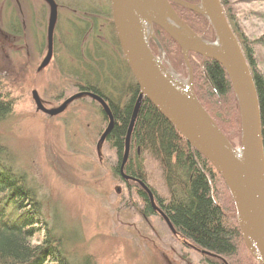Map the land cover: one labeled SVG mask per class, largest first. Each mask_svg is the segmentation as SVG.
<instances>
[{
    "label": "rangeland",
    "instance_id": "rangeland-1",
    "mask_svg": "<svg viewBox=\"0 0 264 264\" xmlns=\"http://www.w3.org/2000/svg\"><path fill=\"white\" fill-rule=\"evenodd\" d=\"M53 1L52 56L41 67L47 53L48 4L0 0V85L12 104L0 121V143L7 153L4 161L35 190L47 225L62 234L69 258L89 256L95 264H207L206 255L173 234L156 212H145L137 182L124 181L114 172L116 149L106 140L98 144L108 120L97 101L83 95L54 116L37 110L32 91L46 109L59 107L85 85L83 69L92 65L93 57L95 64H106V59L112 63L111 74L104 66V80L109 81L98 83L110 98L123 101L124 95L118 94L131 83L112 36L108 0ZM223 1L230 24L251 51L255 71L264 77V0ZM155 38L157 57L185 79L187 73L178 67L175 50L171 49L172 60L167 59L161 39ZM224 116L222 124L236 145L232 113ZM133 153L131 148L130 161H136L135 167L141 162L147 187L165 199L168 194L158 162L146 153H138L136 159ZM218 190L220 205L233 221L229 200L222 187ZM40 238L41 234L36 235L32 242ZM238 257L244 260L241 254Z\"/></svg>",
    "mask_w": 264,
    "mask_h": 264
},
{
    "label": "trees",
    "instance_id": "trees-1",
    "mask_svg": "<svg viewBox=\"0 0 264 264\" xmlns=\"http://www.w3.org/2000/svg\"><path fill=\"white\" fill-rule=\"evenodd\" d=\"M184 1L199 2V0ZM220 3L224 7V1L220 0ZM171 6L181 20L197 35L208 41L214 40V31L204 17L178 4L171 3ZM107 13L114 42L121 54L122 68L129 75L131 83L126 84L124 91L118 94V97L124 95L122 96L123 101L110 98L99 89L98 83L101 80L109 81L104 78L107 72L109 74L113 72L112 63L106 59V64L104 62L95 64L93 60L96 58L92 56L93 67L92 65L84 67L81 79L85 85L80 86L79 91H90L103 97L110 108L113 127L105 140L109 141L116 149L118 162L114 167V172L119 174L124 139L138 94V86L119 47L110 5ZM90 14V18H94L93 13ZM225 15L228 20L229 16L226 12ZM228 22L242 47L243 55L255 83L264 148V77L255 71L251 51L247 48L245 41L240 39L229 20ZM153 31L154 35L161 39L162 46L166 50V58L171 59L170 53L173 48L176 52L174 55L176 54L177 65L186 74L187 69L177 43L155 25H153ZM152 42L151 40V51L155 56H158ZM188 60L192 69L193 88L197 99L229 142L234 147L238 146L240 116L226 72L216 61L192 52L189 53ZM174 65L176 66L175 63ZM104 66H106L107 72L104 70ZM93 81L96 85L88 84ZM11 109L12 104L3 95L0 85V121L10 113ZM100 110L104 118L107 119L101 107ZM226 112L232 113L234 124H236V126L234 125L238 141L236 145L232 140V133L222 124ZM131 148L135 152L133 154L136 159H138V153H146L158 162L168 195L165 199L159 198L148 187L153 193L155 203L169 219L177 234L206 255L207 264H258L244 244L236 221L234 203L223 179L208 160L193 149L146 99L142 101L133 124L128 157L124 165L126 175L144 182L141 162H137L135 167L136 161H132V163L130 161ZM6 155V148L0 143V264H95L89 256L81 259H71L67 256L63 247L62 234L56 233L55 229L47 225L42 211V203L37 197V193L27 184L22 174L16 172L10 164L4 161ZM218 186L222 187L224 195L229 200L232 209L230 217L233 221H229V216L227 217L225 214L227 209L220 205ZM138 194L145 202V212L154 213L149 198L141 187H139ZM39 234H41L40 240L33 243V237ZM240 254L244 256V260L237 258Z\"/></svg>",
    "mask_w": 264,
    "mask_h": 264
},
{
    "label": "water",
    "instance_id": "water-1",
    "mask_svg": "<svg viewBox=\"0 0 264 264\" xmlns=\"http://www.w3.org/2000/svg\"><path fill=\"white\" fill-rule=\"evenodd\" d=\"M49 6L47 53L41 67L52 56V37L56 22V4ZM112 22L124 60L130 70L138 94L127 127L119 174L124 181H135L146 192L151 208L178 235L169 219L156 205L152 191L139 179L124 173L129 152L130 134L144 99L149 101L164 119L197 152L203 155L223 179L236 211V221L251 257L264 264V148L261 114L255 83L242 48L226 18L220 0H109ZM171 3L178 4L204 17L214 31L208 41L197 35L177 15ZM153 25L162 29L179 46L187 69L180 79L150 49V40L157 43ZM195 53L219 63L227 74L237 101L240 116V140L234 147L215 124L197 99L193 88L189 53ZM88 95L98 102L108 123L99 138L102 143L113 127L110 108L103 97L79 91L68 97L59 107L46 109L35 91L32 99L37 110L54 116L68 103ZM202 252V251H201Z\"/></svg>",
    "mask_w": 264,
    "mask_h": 264
},
{
    "label": "flooded vegetation",
    "instance_id": "flooded-vegetation-1",
    "mask_svg": "<svg viewBox=\"0 0 264 264\" xmlns=\"http://www.w3.org/2000/svg\"><path fill=\"white\" fill-rule=\"evenodd\" d=\"M110 5V2H109V0H108V6ZM110 13H111V10H110ZM52 46H53V41H52ZM131 181V180H130Z\"/></svg>",
    "mask_w": 264,
    "mask_h": 264
},
{
    "label": "bare ground",
    "instance_id": "bare-ground-1",
    "mask_svg": "<svg viewBox=\"0 0 264 264\" xmlns=\"http://www.w3.org/2000/svg\"><path fill=\"white\" fill-rule=\"evenodd\" d=\"M141 181V180H140ZM144 183V182H143ZM145 184V183H144ZM146 185V184H145Z\"/></svg>",
    "mask_w": 264,
    "mask_h": 264
}]
</instances>
